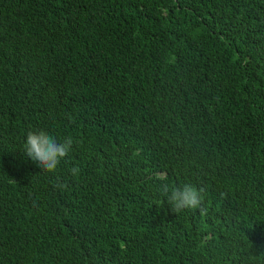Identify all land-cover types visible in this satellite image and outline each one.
<instances>
[{
	"label": "trees",
	"instance_id": "1",
	"mask_svg": "<svg viewBox=\"0 0 264 264\" xmlns=\"http://www.w3.org/2000/svg\"><path fill=\"white\" fill-rule=\"evenodd\" d=\"M0 264H264V0H0Z\"/></svg>",
	"mask_w": 264,
	"mask_h": 264
},
{
	"label": "clouds",
	"instance_id": "2",
	"mask_svg": "<svg viewBox=\"0 0 264 264\" xmlns=\"http://www.w3.org/2000/svg\"><path fill=\"white\" fill-rule=\"evenodd\" d=\"M73 138L71 136L58 140L55 136L45 130H30L26 134L24 141V154L35 162L40 168L49 173H56L61 160L67 157L72 149ZM72 178L80 174L79 165H74L69 169ZM157 179L165 181L166 174L161 173ZM57 187L66 188L67 181H60L57 177ZM161 192L167 197L168 203L174 212H179L187 208H196L201 205V193L203 189H197L191 184L170 187L167 183L161 185Z\"/></svg>",
	"mask_w": 264,
	"mask_h": 264
}]
</instances>
